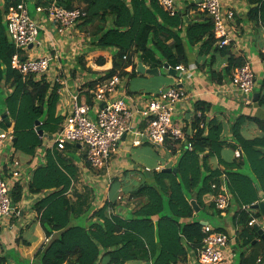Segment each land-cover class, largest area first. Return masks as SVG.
Masks as SVG:
<instances>
[{
  "label": "trees",
  "instance_id": "16d2710c",
  "mask_svg": "<svg viewBox=\"0 0 264 264\" xmlns=\"http://www.w3.org/2000/svg\"><path fill=\"white\" fill-rule=\"evenodd\" d=\"M20 2L0 1V127L7 130L6 119L13 122L15 150L32 156L43 143V138L35 131V122H40L41 130L49 137L59 130L64 118L56 111L59 84H50L44 78L38 81L32 76L23 78L11 68L15 50L3 17L9 7ZM246 2L248 20L264 23V0ZM76 4L82 5L85 14L77 28H90L88 34L93 49L112 52L111 68L97 80L117 74L121 79L136 75L135 59L151 69L161 68L165 63L172 68L187 65V52L196 46L197 60L202 63L200 67L207 68L209 81L215 84L229 81L233 71L245 64L243 58L233 54L231 44L216 45L209 17L202 12H194L189 17L190 6L171 16L158 0H57L56 3L67 9L80 8ZM259 56L264 59V54ZM105 63L103 56L96 59L98 66ZM130 66L128 72L126 69ZM94 86L95 82L89 85L90 88ZM87 102L91 104L90 100ZM256 102L264 107V96H259ZM193 106L202 116L195 117L192 122L193 133L185 135L192 150L183 152L174 166L176 173L154 170L150 176L153 182H143L129 192L124 191L138 202L145 199L126 219L113 215L110 210L113 205L106 202L85 218L88 220L86 226L82 216L88 215L92 207L86 205L81 196L74 200L68 196L72 181L78 176L75 159L65 158L56 149L48 150L46 163L34 170L27 185L28 192L39 197L33 208L49 240L35 253L31 264H125L134 261L185 264L187 255H193L201 247L205 236L200 219L193 216L190 201L196 202L199 213L211 209L221 215L215 204L208 201V196L219 194L222 172L210 170L206 161L219 155L225 143L221 138V123L207 120L205 116L211 105L198 100ZM246 120L259 127L260 136L246 139L241 135V123ZM201 123L207 127L206 133ZM232 135L243 155L225 163L226 187L231 204L238 208L233 214V223L239 228L235 240L237 248L251 250L248 254L241 253L239 264H264L263 251V260L257 263L259 252L254 251L257 243H253L257 233L253 226H248L252 218L261 219L262 216L259 211L242 210L243 206L250 207L258 201V189L264 190V121L241 115L232 124ZM167 142L179 143L171 139L165 144ZM168 149L173 152V147ZM19 183L15 181L10 185L13 207L22 199L23 186ZM0 263L3 264L2 259Z\"/></svg>",
  "mask_w": 264,
  "mask_h": 264
},
{
  "label": "crops",
  "instance_id": "0c3cea01",
  "mask_svg": "<svg viewBox=\"0 0 264 264\" xmlns=\"http://www.w3.org/2000/svg\"><path fill=\"white\" fill-rule=\"evenodd\" d=\"M52 1L53 0H35L36 6L45 5ZM227 4L232 6L236 11L234 24L232 25L233 27L230 33L232 38L230 43L232 45V52L236 57L243 58L245 63L250 65L255 74V84L251 94V103L245 104L242 97L218 91L222 85L227 84L229 81L223 82L220 85L209 81V76L206 71L207 68L200 67L202 63L197 60V46L187 52L188 63L187 65H182L185 68V72H177L175 77L169 78L171 81L168 86L165 87L163 82H160L156 91L139 93V91L145 90V88L141 85H134L131 88L132 90H129L130 80L128 77H125L126 80L123 82V88L120 89V95L128 102L130 97L145 99L161 89L175 86L183 89L188 94H199V101L210 104L211 109L205 112V116L207 120L215 119L221 123V138L225 143L219 155L209 157L206 164L210 170H220L222 172V184L219 193L225 189L231 199V195L226 187L227 177L224 174V170L226 169L225 163H230L235 159L241 158L236 157L235 152L237 150H240L241 155H243L242 149L235 142L232 135V124L241 115L264 121V109H262L256 101H253V95L255 93L258 94V97L264 96L263 89H259V80L264 82V59H261L259 56L264 47V23L260 24L259 22L256 23L248 20L247 12L249 6L246 0H228ZM188 15L190 17L193 13H189ZM36 20L40 27L39 38L42 45L39 48H33L29 53L34 56H41L44 54H51L53 57L56 56L51 62L47 75L43 78L50 84H59V101L56 111L65 119L70 112L73 95L77 94L79 101L89 100V95L87 93V90L91 89L89 85L94 84V82L96 84L100 81L97 79L104 76L111 68L112 52L93 49L91 37H84L83 39L84 34H82L83 36L76 35L78 29L72 41H70L57 34L54 26L45 19V16L39 14ZM86 42L89 43L86 44ZM98 51L103 53V55H95ZM94 56H96V59L99 56H103L106 59L105 65L98 66L96 64V59L94 60ZM135 62L136 65L139 63L137 59H135ZM143 66L146 69H151L147 65L143 64ZM157 69L159 75L160 68ZM164 70L166 71V69ZM127 71L129 72V70ZM142 75L144 76L142 77L144 80H150L148 77L150 75ZM138 83L142 84L143 82L140 79ZM193 103L194 100L185 99L176 105L173 122L174 125H180L182 127L184 135H191L193 133L192 122L195 117H197V112L194 110ZM131 107L132 110L136 109L134 105ZM140 122L139 115H135L134 124L143 126V123L141 122V124ZM10 127L13 128V122H10L8 128ZM205 128L206 133L207 127L205 126ZM2 131L6 130L0 127V132ZM240 132L246 139H252L261 135L259 127L254 122L247 120L241 123ZM131 139L132 137L130 135L125 138L117 153L111 155L109 166L102 170L94 169L90 165H87L83 149L77 146L67 145L64 151H58L65 158L74 157L75 159L74 165L77 169L78 176L72 181L73 186L68 196H70L71 193H74L76 197L81 196L86 205L92 207L93 210L88 215L82 216L86 226L88 225V220L85 218H89L92 212L103 207L106 202L113 205V208L110 209L113 215L121 219L129 218L130 214L141 202H144L145 199H141V201L138 202L136 198L130 197L129 193L121 197L118 192L125 189V184L130 185L129 190H131L138 187L143 182H153V179L149 176L143 178V176L135 171L141 169L142 171L144 170V172L151 173L154 170L157 171V168L161 171L165 168H172L178 163L183 152L186 150L185 145L187 139L185 141H180L178 144L167 142L162 147L153 146L147 141L142 142L139 146H133L131 145ZM168 147H173V152H171ZM13 149L15 150L14 146ZM53 149L56 148L53 145L52 138L49 139L48 136H46L43 138L41 149L32 156L22 155L16 150L14 153L9 154L21 161L23 170L27 174V179L19 183L23 186L21 201L14 206L12 214L8 218L2 219L0 222V259L3 260V264H31L35 253L48 244V242H44L47 238L40 226L38 220L39 216L33 208V205L39 197L30 194L27 190V185L32 178L34 170L46 163V152L48 150L52 151ZM6 152L7 149L3 153L4 158L6 157ZM204 154H206V152ZM147 168L150 169V171H146ZM115 181L122 184H119L115 193L111 194L112 185ZM262 191L263 190L258 189V201H260ZM76 197H73V200L76 199ZM237 210L238 208L230 202L229 207L225 211H221L220 218L224 219L225 222V227L223 229L212 227L204 216L201 217L199 214L197 215L193 212V216H198L200 221H206L213 229H220L219 231L228 235L229 242L225 250L230 258L221 264H239L241 253L246 252V254H248L251 251L249 249H236L234 247V245H236L235 240L239 228L233 223V214ZM256 219L258 223L262 220ZM91 221L94 222L95 218H92ZM255 242L257 245L254 251L259 252L257 260H263L262 251L264 252V244L258 235L254 240V243ZM192 258L193 257L188 254L185 264H198L193 262ZM125 264H146V262L134 261Z\"/></svg>",
  "mask_w": 264,
  "mask_h": 264
},
{
  "label": "built area",
  "instance_id": "2783aa9c",
  "mask_svg": "<svg viewBox=\"0 0 264 264\" xmlns=\"http://www.w3.org/2000/svg\"><path fill=\"white\" fill-rule=\"evenodd\" d=\"M227 1L158 0V3L171 16L179 11H185L188 6L192 7L189 13H204L213 23L216 45L224 47L232 41L230 33L236 16L235 9L228 5ZM56 3L57 0H53L45 5H37L36 12L45 16V19L54 26L57 34L72 41L77 25L82 22L85 14L81 8L67 9L57 6ZM3 19L7 35L15 50L11 58V68L17 70L23 78L32 76L38 81L45 77L56 56L53 57L51 54L34 56L29 53L33 48H39L42 42L39 38V23L30 17L25 0H21L17 6L9 7ZM262 53L264 54V47ZM174 69L176 73L185 72L182 65ZM126 70L131 71V66ZM123 82L124 79L118 74L98 81L94 88L87 90L91 104L87 101H79L78 95H73L70 112L59 130L52 135V142L57 151H64L67 145H80L86 162L92 168L102 170L109 166L111 155L117 153L128 135L132 137L133 146H139L147 141L153 146L162 147L167 139L178 142L186 140L182 127L174 125L173 122L176 105L185 99L196 102L199 94H188L183 89L171 86L145 99L130 97L126 102L120 95ZM254 84L255 74L250 65L245 63L233 71L229 82L222 85L218 91L242 97L244 103L249 104ZM132 104L136 107L135 110H132ZM135 115H139L143 126L134 124ZM196 116L200 118L201 112H197ZM200 127L205 128V124L201 123ZM13 141V128L0 132V222L14 211L10 196L11 183L27 179L21 161L9 155L15 152ZM185 148L191 151L192 144L186 141ZM6 149L4 158L3 153ZM235 155L239 158L241 151L237 150ZM156 170L160 171L159 168ZM146 171L150 169L147 168ZM72 186L73 183L71 188ZM208 201H212L218 211H225L229 207L230 197L223 189L216 197L208 196ZM260 201H264V190L261 192ZM242 210H250V207L243 206ZM261 219L258 223L256 218H252L248 226L259 224L264 231V218ZM202 232L205 235L202 245L193 255L191 254L193 262L221 264L227 261L230 258L225 250L229 242L228 235L213 229L210 225L203 226ZM44 242H48V239ZM261 261L262 259H258L257 263Z\"/></svg>",
  "mask_w": 264,
  "mask_h": 264
},
{
  "label": "rangeland",
  "instance_id": "374dc122",
  "mask_svg": "<svg viewBox=\"0 0 264 264\" xmlns=\"http://www.w3.org/2000/svg\"><path fill=\"white\" fill-rule=\"evenodd\" d=\"M25 4H26V7H27V10H28V13L30 15L31 18L33 19H38V13L36 12V2L35 0H25ZM76 7H80L82 8V5L78 6V4H76ZM78 29V28H77ZM90 28H84V29H81L77 31V34L76 35H81L83 36L82 34H84L83 36V39L84 37H91L88 32H90L89 30ZM89 42H86V44H88ZM192 50V49H190ZM189 52V50H188ZM103 55V53H101L100 51H98L95 55ZM96 56H94V60L96 59L95 58ZM128 79L130 80V85H129V90H132L131 88L134 86V85H141L145 88V90H141L139 91V93H149V92H153V91H156L159 87V83L160 82H163L164 86H168L170 84V81L171 79L169 78H172L171 76H169L167 74V72L161 67L159 69V75H156V76H148L150 80H144L142 77H144L142 74H136L134 76H127ZM127 79V80H128ZM141 79V81L143 82L142 84L138 83V81ZM143 79V80H142ZM169 79V80H168ZM126 79H124L125 81ZM135 82V83H134ZM134 83V84H132ZM262 88L263 89V94H264V82H262L261 80H259V89ZM250 100L252 101V98H250ZM262 109H264V107H262ZM84 152V151H83ZM137 172L138 174H140L141 176L146 177V176H151L152 175V172L151 173H147V172H144V170L142 171L141 169H139V171H135ZM126 181V180H125ZM119 184H122L118 181H115L114 184L112 185V189H111V194H114L118 185ZM125 184V182H124ZM125 189H122L121 192H118L119 195L121 197L127 195L128 193L127 192H124L126 191V189H128V192H129V188H130V185L128 184H125ZM137 188V187H135ZM69 197H72L71 199L73 200V197L75 198L76 196L74 195V193H71ZM96 200V199H94ZM191 202V201H190ZM223 213V212H222ZM199 215L202 217L204 216L205 219L209 222V224L214 227V228H221L223 229L225 227V222H224V219H221L220 218V215L217 214V212H213L211 209H207L206 211H202L199 213ZM49 241V240H48ZM234 247L237 249V246L234 245Z\"/></svg>",
  "mask_w": 264,
  "mask_h": 264
},
{
  "label": "water",
  "instance_id": "95a60500",
  "mask_svg": "<svg viewBox=\"0 0 264 264\" xmlns=\"http://www.w3.org/2000/svg\"><path fill=\"white\" fill-rule=\"evenodd\" d=\"M163 68L166 69V71H167V73H168L169 76H171V77H175L176 76L175 69L172 68L171 66H169L167 63H165L163 65ZM136 72L139 73V74H147V75H151V76L158 75V69L157 68H154V69H146L141 62H139L137 64ZM257 98H258V94L255 93L253 95V101L255 102L257 100ZM4 117L7 118V115H4ZM6 122L8 123V126H10V122L8 121V119H6ZM35 131H36L37 135L40 138H44V137L47 136L41 130V128H40V122L39 121H36L35 122ZM48 138L51 139L52 136H49ZM76 146L78 148H80V145H76ZM162 171L163 172H173V173H176L177 172V168H165V169H162ZM190 205L193 208L194 214L199 213L200 208L198 207V205L196 204V202L194 200H192L190 202ZM250 209L251 210L259 211L260 214H261V216L264 218V201H260L259 203L252 204L250 206ZM200 224L202 226H206V225H208V222H206V221H200ZM253 228H254V230L256 231L257 235L260 237V239L262 240V242L264 244V231H263V229H261L258 225H254ZM253 243H254V241H253Z\"/></svg>",
  "mask_w": 264,
  "mask_h": 264
}]
</instances>
